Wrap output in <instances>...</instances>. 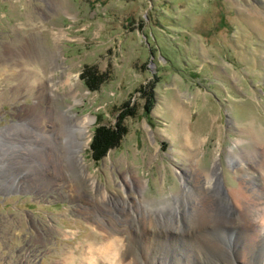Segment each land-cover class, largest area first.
Instances as JSON below:
<instances>
[{"label":"rangeland","instance_id":"374dc122","mask_svg":"<svg viewBox=\"0 0 264 264\" xmlns=\"http://www.w3.org/2000/svg\"><path fill=\"white\" fill-rule=\"evenodd\" d=\"M58 114L91 120L83 134L66 131L85 140L82 169L95 188L134 204L129 227L148 241L136 254L264 264V241L250 248L241 221L203 228L222 242L215 249L175 222L149 226L137 205H177L189 174H217L222 191L262 185L264 0H0V264H82L84 245L99 239L84 217L86 207L100 212L98 193L46 137L52 123L39 125L46 115L57 127ZM98 126L116 138L95 159Z\"/></svg>","mask_w":264,"mask_h":264},{"label":"bare ground","instance_id":"6f19581e","mask_svg":"<svg viewBox=\"0 0 264 264\" xmlns=\"http://www.w3.org/2000/svg\"><path fill=\"white\" fill-rule=\"evenodd\" d=\"M49 112L50 110L48 109V113ZM57 116V127L53 119L46 115L43 117L41 116L42 123H39V125L45 126L48 122L52 123L49 131L47 130L49 134L46 137L50 140L54 148L62 150L60 151V156L68 160V165L69 163H74L73 166L78 172L77 174H79V179L81 181L84 180L91 189H94L95 192L98 193V198L100 199L98 205V207H100L99 213H96L92 208H85L87 212H85L84 217L91 225H95L98 228L99 239L90 241L84 245L83 251L85 256L82 264H153L154 261L158 262L156 264H162L165 256H162L163 253L160 254V252H155L156 248L152 251L151 248L148 249L146 247L147 250L144 249V252L136 254L137 250H140L138 248V241L141 243V240H139L138 236H136L129 227V225L136 220V216H132L129 212V210H133L134 204L129 202L123 204L111 202V199H108L104 191H98L95 188L94 180L82 169L81 151L86 142L85 140L77 139L78 137L75 141H72L67 131H78L80 134H83L91 120L87 117L75 116L72 120L66 122L64 118L65 114L62 116L58 114ZM67 127H69V130L66 131ZM61 152H63V154H61ZM68 171H70L69 168ZM216 176L217 174L210 175L208 172H204L196 178H193L191 174L186 176L185 179L182 178L185 185H182L183 187L177 191L173 198V201H178L177 205H172V202L170 205L167 198H164V201L162 200L154 203H151L149 200L147 203L144 197H139L137 205L139 207V204L142 203L141 212L143 213L141 215L143 217L147 215V224L153 227L159 226L156 222V224H153V221L156 219H160L161 222L163 221L165 224L175 222L174 225L172 224L173 227L171 229L177 231L180 236L189 234V238L193 237L198 241L200 238L207 239L206 241H209V244L211 243L215 249L222 248L219 243L221 241L215 238L212 241L210 235L202 232L203 228L210 229V233L212 234L213 228L211 226L213 225L224 224L226 227H231L233 224L241 221L249 229V231H246L248 234L245 237L249 247L251 248L253 242L262 243L264 241V179L262 185L259 187L253 186L250 182L246 183L245 181H241L238 186L230 189H223L222 191V188L216 183ZM189 180H191L189 183L193 182L196 188H194L195 190L189 188ZM79 184L81 186V183ZM212 184L213 187L211 188L210 185ZM76 185L75 182L69 184L70 188H68V190L70 193H68V196L74 197L75 193L79 191L80 188ZM201 186L202 191L200 192L199 189ZM139 188L140 190L142 189V187ZM206 191L208 192L207 194H205ZM184 200H188L187 202L190 204V209H188L187 212L184 210ZM114 207L116 209L115 216L111 214ZM133 214H136V211H133ZM141 215L140 217H142ZM131 218H133L134 221ZM175 218L176 220H174ZM219 220L222 222H218ZM176 221L178 225H176ZM141 223L143 224V222ZM158 229H160V227L157 228V230ZM171 229L165 231L164 235L172 239L174 237L170 235ZM143 236V242L141 244L147 246L145 242L148 241L143 240L145 239ZM189 238H186V240L189 241ZM147 239L149 240V237ZM154 239L155 237H152V240ZM193 247H195V245H193ZM153 253L155 255H153ZM252 258L253 256H251L248 262L253 263Z\"/></svg>","mask_w":264,"mask_h":264},{"label":"trees","instance_id":"16d2710c","mask_svg":"<svg viewBox=\"0 0 264 264\" xmlns=\"http://www.w3.org/2000/svg\"><path fill=\"white\" fill-rule=\"evenodd\" d=\"M146 111L149 108L146 107ZM116 133L111 132L110 129L98 126L94 130L93 140L91 142V148L95 159H98L104 155L107 148L114 144Z\"/></svg>","mask_w":264,"mask_h":264}]
</instances>
